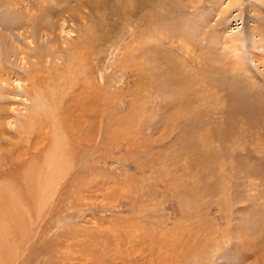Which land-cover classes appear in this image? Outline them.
I'll use <instances>...</instances> for the list:
<instances>
[{
	"label": "rangeland",
	"instance_id": "374dc122",
	"mask_svg": "<svg viewBox=\"0 0 264 264\" xmlns=\"http://www.w3.org/2000/svg\"><path fill=\"white\" fill-rule=\"evenodd\" d=\"M19 1L0 0V29L6 36L10 24L9 40L28 20ZM230 1L74 0L59 7L75 6L77 15L84 7L87 21L77 20L73 35L65 26L62 44L47 42V35L41 46L11 40L13 66L0 64L8 121L27 108L37 110L36 121L39 111L54 110L55 93L68 101L62 110L77 118L83 111L71 107L74 97L90 115L94 157L83 183L42 186L41 201L31 198L20 178L33 164L16 147L29 140L32 154L37 141L24 124L20 138L10 139L14 150L0 154V193L17 197L14 204L0 200V215L20 225L7 250L22 252L28 244L25 264H264V43L254 49L255 38L245 46L235 40L230 49V36L248 28L244 0L230 10L238 17L233 22L219 19ZM198 66L199 74L191 73L199 84L182 90L171 83ZM102 67L112 86L99 92L94 77ZM28 73L38 85H30L33 99L26 97ZM87 82L84 94L93 98L81 95ZM234 94L253 103L248 114L229 107L225 99ZM101 114L106 126L98 137ZM8 126L11 134L21 131Z\"/></svg>",
	"mask_w": 264,
	"mask_h": 264
},
{
	"label": "bare ground",
	"instance_id": "6f19581e",
	"mask_svg": "<svg viewBox=\"0 0 264 264\" xmlns=\"http://www.w3.org/2000/svg\"><path fill=\"white\" fill-rule=\"evenodd\" d=\"M46 1L47 0H20L19 1V2L25 3V10L23 11V14H24V19L25 20L28 19V20L26 21L27 23H25V24L23 23L24 25L21 24L20 27L18 26L19 28L16 29L17 26L15 27L14 30H17V35L15 38L13 37L10 40H9V37L12 36V35H10V33L12 32V29H9L10 24L7 23V24H9L8 25L9 28L7 25H6L7 27L5 26L8 33H9V34H5L6 36L2 35L3 32H5V31L3 29H0V64H2V62H7L10 66H13L12 62L10 60V56L14 55V53L10 54V52H11L10 51L11 40L13 42H15V41H21V40L24 41V40L31 39V40H34V42H37L38 45L41 46V45H45V43H46L45 39H43L42 36L47 35V37H48L47 42L51 40L52 43L54 44L55 40L58 39V41L62 44V42H61L62 36L61 35L64 34L63 30H64L65 26H67V28H68V26H69V28L71 27V31L66 32V35H70V34L74 33V26L77 23V20L80 22H83V21L86 22L87 21L85 19V17H83V15L81 14L83 12V9H85L84 7L81 9L82 6H80V9L82 11L79 15H77V14L80 10L79 9L74 10L75 6H73L74 8H70V9H68L66 7V5L65 6L63 5L62 8L59 7L60 4H62V3L67 4L68 6L72 5L74 0H70L68 2H65V0H50V2H51L50 4H47ZM244 1H246L248 4L247 7H245L247 12H248L247 17H246L247 18L246 24H248V28L246 30L247 34L242 35L240 38L234 37V36H237V34H234V36L231 35L230 36L231 38L229 39L230 42L232 43L230 49L236 48V46L234 44L235 40H238L242 46H245L246 42H250L253 38H255L254 40H256L257 42H255L254 44H251V47L254 49H258L259 47H261L260 44L262 45V43H264V0H244ZM241 2H242V0H231L229 2V5L227 6V8L224 7L225 10L220 12L221 15H220L219 19L220 20L226 19L228 16H230L231 19L229 20V22L230 23L233 22L238 17L229 15V13H231L230 10L234 6L241 8L242 5L244 4V3L242 4ZM249 2H252V3L249 4ZM15 3H17V2L16 1L13 2V5L18 10L17 4H15ZM79 4L81 5V3H78V6H79ZM86 4H88V3H86ZM34 7H35V9H34ZM32 9H34V10H32ZM39 10L42 13L41 14L39 13L40 16L37 18V15H38L37 13ZM139 10H142V9L139 8ZM136 16H137V14H136ZM139 17L141 18V15ZM48 19L51 20L50 23L52 22V25H53L52 28H49V25H48L49 22H46ZM1 20H2V18H1ZM25 20H24V22H25ZM143 20H144V18H143ZM15 21H21V20H18V18H17ZM44 25H46V27H44ZM0 26H1V21H0ZM51 36H53V38H51ZM40 40H42V42ZM105 40H107V39H105ZM63 41H65V40H63ZM68 41H69V43L74 42L73 38H69ZM227 43H229V42H227ZM116 46L117 45H115V47ZM12 47L15 48L14 46H12ZM262 51H264V49ZM96 54L99 55L98 53H96ZM7 55H8V58L3 60L4 57H7ZM241 55H243V52L241 53ZM12 58H13V56H12ZM251 62H255V60L254 61L251 60ZM52 66H53V63H50V68ZM197 68H198V70H196V69L195 70H187L184 74H187L188 76L184 77L185 75L182 74V76L179 77L180 79L178 78V79L170 80L171 83H173L177 87L179 86L182 90L186 89V88H190V85H192V84H199L200 82H202V79L200 78L199 75H198L199 77L195 76V73L199 74L198 71H201L203 68L199 67V66ZM52 69L54 70L55 67ZM65 71H67V70H65ZM191 71L195 72V73H191ZM0 74L3 76V75H5V72L0 71ZM35 77H33V75L31 73H28L27 76L24 77L25 80L28 82V85L26 88L27 89L26 97H30L32 99H33L34 95L30 91L31 90L30 85H32L34 88L38 87L36 80H35ZM104 78H105L104 68L103 67L98 68L97 77L96 78L94 77V80L96 82L95 88L98 89L99 92H102L105 88L112 86V81L110 84H106V82L104 81ZM2 81H3V79H2V77H0V83ZM68 86H70V85H68ZM77 87H75V88H77ZM88 87H90V86L87 82L86 85L81 88L82 89L81 91H83L81 95L84 96V98H93V97H89V94H84V91L89 89ZM17 88H22V87L20 86ZM72 88H73V86L70 88L67 87L68 90L72 89ZM15 89H16V87H15ZM78 89H80V88L78 87ZM89 92H93V87L89 90ZM35 93L36 92H34V94ZM72 93H73V91H72ZM191 93L194 94L193 92H191ZM236 93H239V92H236ZM236 95L237 96H235V94L230 96V98L228 100L225 99L227 102H229V104H230L229 107H232L234 113H246L249 109L252 108L250 105H252L253 103H251V101H248L247 97L244 94H236ZM194 96L196 97L197 100H200V97H198L197 95H194ZM50 100H54V102H53L54 103L53 104L54 110H51L49 113H47L48 111L45 112V110L42 111L43 113L39 111V116L37 117L38 119L36 121H35L34 117L37 113V110L27 108L26 112L24 114H22L21 111L16 112L17 113L16 116L13 117L14 121H13V123H11L8 121L9 120L8 118H12V116H9L7 111L3 107L0 106V154H7L8 152L14 150V148L17 146L16 145L17 143L15 141L12 142V140L20 138V136L24 132V124H26V125L28 124V126L31 125L29 130L31 129L32 132L35 133L32 138L30 137L32 139V141H34V138L37 141L35 143V145H32L35 148V151L31 152L32 154H30L28 149H27V148H32L29 140H28V144L27 143L25 144L26 147L22 146L20 148H18V147H16V148H17V151L24 150L25 153L21 157L22 158L23 157L29 158V159H27V160H29L28 163L33 164V166H30V164H29V166L31 168L30 170H28V168H24V172L26 174H23V177L20 178L21 184L25 188L28 187L27 190L29 192V197L35 198V196H36V197H38L39 201H41V199H42V198L40 199V195H41L40 188L42 186L61 187V186H65V185L69 186L72 184L74 186H76L80 183H83V181L86 180L88 173L90 172V170L92 168L93 157H94L91 153L92 144H90V140H89V138H92L91 136H93V133L91 132V134H90V130H92V129H90V127H88V125H87V120H90V115L86 111V107H85V109L82 107V105H83V104L81 105L82 101L80 103V101L78 102V100H76V98L74 99V97H70V99H69V102H70L72 108L76 107V109L77 108L79 110L82 109V111H83V114H82L83 116L82 115H79V116L76 115L77 118H75V116L72 113H70L68 111H64V109L62 110V108L65 107V106H63L64 104L67 105L66 108L69 107V105L67 104L68 101L67 102L62 101L59 98V95H57L56 93H55L54 97L50 98ZM36 101H37V99H36ZM187 102H189V101L187 100ZM183 103H180V104H183ZM86 106H88V105H86ZM187 106H188V104L186 105V107ZM100 107H101V105H100ZM106 107H108V106H106ZM61 112H63V114H65V115H61ZM92 113H94V112H92ZM246 114H248V113H246ZM108 115L109 114H107L106 116H108ZM10 120H12V119H10ZM103 121H104V119H103V116L101 114V118L99 120L98 127L96 126L98 137L102 136L101 129H103L106 126V125L103 126ZM7 125L14 126L15 128L18 127L21 129V131L17 132V134H15V135L11 134L9 132V130L6 129ZM104 132L106 133V131H104ZM59 133L61 135H59ZM7 135L9 136L8 137L9 140L12 139V140H10L9 143L6 142V140L4 139V138H6ZM104 138L105 137H103V139ZM87 141H89V142H87ZM4 164H6V163H4ZM11 164H12V162H11ZM19 175H20V173H19ZM11 178H12V176H11ZM18 188L20 191V187H18ZM29 188L31 189V191H29ZM4 190H5L4 192H6V189H4ZM20 196H22V195H20ZM2 197H4V195H2V193H0V200L1 199L10 200L11 204H14L15 200L17 199V197H15L14 195L11 196L9 194L6 195L4 198H2ZM25 197H26V194H25ZM45 197H47V196H45ZM58 197H59V195H58ZM21 211H23V209ZM16 214H18V213H16ZM20 214H22V212ZM14 219L15 218H11V216L8 213H7V218L0 215V264H9L8 263L9 261H13L12 263H14V264H16V263L25 264L24 253H26V251H28V247L26 248V246L28 244L24 245L22 252H20V250H19V251H15V253H14V252L10 251V249L7 250L8 243H6V242H8V240H9L8 238L11 237L13 239V241H15L19 237L17 229H18V226H20V225H18L16 227V225H15L16 222H14L15 221ZM18 220H19V218L17 219V221ZM4 222H6V224H4L5 227L2 226V223H4ZM3 242H5V244H3Z\"/></svg>",
	"mask_w": 264,
	"mask_h": 264
}]
</instances>
